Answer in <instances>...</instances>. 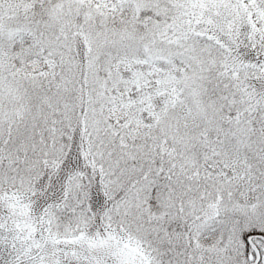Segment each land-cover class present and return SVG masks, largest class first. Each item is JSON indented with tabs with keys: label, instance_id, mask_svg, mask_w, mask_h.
I'll return each instance as SVG.
<instances>
[{
	"label": "snow or ice",
	"instance_id": "snow-or-ice-1",
	"mask_svg": "<svg viewBox=\"0 0 264 264\" xmlns=\"http://www.w3.org/2000/svg\"><path fill=\"white\" fill-rule=\"evenodd\" d=\"M0 264H264V0H0Z\"/></svg>",
	"mask_w": 264,
	"mask_h": 264
}]
</instances>
